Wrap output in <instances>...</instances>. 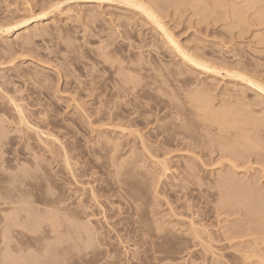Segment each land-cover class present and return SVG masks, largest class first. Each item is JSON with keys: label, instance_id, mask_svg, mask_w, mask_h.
<instances>
[{"label": "rangeland", "instance_id": "obj_1", "mask_svg": "<svg viewBox=\"0 0 264 264\" xmlns=\"http://www.w3.org/2000/svg\"><path fill=\"white\" fill-rule=\"evenodd\" d=\"M135 1L220 73L124 0H0V264H264V0Z\"/></svg>", "mask_w": 264, "mask_h": 264}, {"label": "bare ground", "instance_id": "obj_2", "mask_svg": "<svg viewBox=\"0 0 264 264\" xmlns=\"http://www.w3.org/2000/svg\"><path fill=\"white\" fill-rule=\"evenodd\" d=\"M105 1H106L107 3H109V4L111 3V0H105ZM113 1H114V0H113ZM121 1H122V0H121ZM176 1H177V0H176ZM179 1H180V2H178V3L176 2V3H177L176 5L179 4V5L182 6L183 2H184V4H185V0H184V1L179 0ZM190 1H192V0H190ZM190 1H189V2H190ZM206 1H207V0H206ZM215 1H216V0H215ZM215 1H214V2H215ZM219 1H221V0H218V3H219ZM225 1H226V0H224V1L222 0L220 3L224 2L223 4H224V6H225ZM250 1H251V0H250ZM250 1H249V2L246 1L247 3H246V5H245V4H244V5H245V7H246V6H247V7L250 6L251 9H252V8H254L253 6H254L255 3L253 4V6H251V4L253 3V1H252L251 4H250ZM256 1H257V0H256ZM102 2H103V0H102ZM124 2H125V3L127 2V4L132 5L133 7H137L136 9H138L139 11L142 10L143 12H145L144 15H146V17L149 16V17L151 18V20H152L151 23L153 22L154 26H155V24H156V27H159V28L163 31L162 33L165 34V36L163 35V36L165 37V39L168 38V40L171 42V44H172V43L174 44V46H175L176 51L178 52V54H179V53H180L179 55L182 54V57L185 58V59H187V61H188L192 66H194L196 69H198V70H200V71H203V72H206V73H212V72H213V74H216V73H214V72H216V71H217L218 73H220L218 69H217V70L215 69L216 67L214 68V67H212V65L210 66L209 63L207 64L206 61H202L203 58H202L201 61H200V59L198 58V59H199V60H198L197 57H195L194 55H192V54L188 55L189 53L187 54L186 51L184 52V50L182 49V47L176 42L177 40H174L175 38H174V39L172 38L171 32L168 33L169 31L166 30V27L163 26V24L161 23V20L158 19V15H157V16H155L156 14L154 15L155 12L153 13L151 10H148L149 8L143 6V4H139L140 1L137 3V1H135V0H124ZM181 2H182V4H180ZM189 2H188V3H189ZM200 2H201V1H200ZM232 2H233V1H232ZM254 2H255V0H254ZM260 2H262V1L260 0ZM188 3H187V0H186V4H187V5H188ZM194 3H195V2L193 1V4H194ZM212 3H213V0H212ZM218 3L215 2L214 4H218ZM220 3H219V4H220ZM233 3H234V2H233ZM240 3H241V2H240ZM256 3H258V1H257ZM206 4H207V3H206ZM209 4H211V3H209ZM223 4H221V6H222ZM237 4H238V3H237ZM247 4H249V5H247ZM176 5H175V6H176ZM179 5H178V6H179ZM189 5H190V4H189ZM204 5H205V4H204ZM204 5H203V6H204ZM227 5L229 6V4H227ZM255 5H256V4H255ZM196 6H197V4H196ZM196 6H195V7H196ZM216 6L219 7L220 5H219V6L216 5ZM221 6H220V7H221ZM224 6H223V7H224ZM228 6H225V8L228 7ZM233 6H234V5H233ZM256 6H257V5H256ZM260 6H261V5H260ZM199 7H200V6H199ZM199 7H198V9H199ZM205 7H206V6H205ZM207 7H208V5H207ZM230 7H231V6H230ZM247 7H246V8H247ZM250 7H249V8H250ZM258 7H259V6H258ZM146 8H147V9H146ZM193 8H194V7H193ZM202 8H203V7H202ZM242 8H243V7H242ZM249 8H247V9H249ZM255 8H256V7H255ZM209 9H210V8H209ZM229 9H230V8H229ZM233 9H234V8H233ZM251 9H250V10H251ZM259 9H260V7H259ZM261 9H262V8H261ZM196 10H197V9H196ZM199 10H201V9H199ZM212 10H213V9H212ZM230 10H231V9H230ZM234 10H235L236 12H238L237 9H234ZM244 10H245V9H244ZM150 11H151V12H150ZM205 11L208 12L207 9H206V10L203 11V13H204ZM239 11H240V10H239ZM242 11H243V10H242ZM261 11H262V10H261ZM263 11H264V10H263ZM143 12H142V13H143ZM201 12H202V11H201ZM244 12H245V11H244ZM197 13H198V12H197ZM232 13H233V12H232ZM234 13H235V12H234ZM259 13H260V12H259ZM200 14H201V13H200ZM204 14H205V13H204ZM204 14H203V15H204ZM237 14H239V13H237ZM147 15H148V16H147ZM207 15H208V14H207ZM240 15H241V14H240ZM243 15H244V14H243ZM254 15H255V14H254ZM236 16H237V15H236ZM261 16H262V15H261ZM241 17H242V15H241ZM258 17H259V16H258ZM237 18H238V16H237ZM256 19H257V18H256ZM27 22H28V21L22 22L21 25H20V27H26V26H27V24H26ZM238 22H239V21H238ZM261 22H262V21H261ZM263 22H264V19H263ZM239 23H241V22H239ZM159 28H158V29H159ZM160 29H159V30H160ZM166 37H167V38H166ZM262 38H263V37H262ZM170 42H167V43H170ZM171 44H170V45H171ZM23 46H26V45H23V44H22V47H23ZM20 47H21V46H20ZM22 47H21V48H22ZM102 49H103V48H102ZM106 49H107V48H106ZM104 50H105V49H104ZM102 51H103V50H102ZM108 52H109V51H108ZM103 54H104V53H103ZM194 54H195V53H194ZM191 55H192V56H191ZM105 56H106V55H105ZM104 58H105V57H104ZM200 58H201V57H200ZM106 59H107V58H106ZM108 59H110V58H108ZM113 59H114V58H113ZM205 60H206V59H205ZM207 60H208V59H207ZM110 61H111V60H110ZM114 61H115V60H114ZM119 61H120V60H119ZM119 61H118V62H119ZM116 62H117V61H116ZM118 62H117V63H118ZM122 62H123V61H122ZM125 62H126V61H125ZM123 63H124V62H123ZM124 64H125V63H124ZM111 65H112V64H111ZM119 65H120V63H119ZM137 65H138V64H137ZM121 66H122V65H121ZM218 67H219V66H218ZM220 69H222V68H220ZM111 70H112V69H111ZM118 70H121L120 72L123 71V72L125 73V76H126V79H127L128 83H129V82H132V83L136 84V82H135V80H134V79H136V78H133V77H134V76H133L134 74H132V72H135V71H133V69H130V67H129V68H121V69L119 68ZM223 70H225V69L223 68ZM126 71H128V72H126ZM120 72H119V73H120ZM130 72H131V73H130ZM140 72H141V71H140ZM131 74H132V75H131ZM213 74H212V75H213ZM237 75H239V74H237ZM237 75H234V76L237 77ZM123 77H124V74H123ZM135 77H136V76H135ZM238 77H240L241 79H244V78H245V77L242 78L241 75L238 76ZM126 79H125V82H126ZM137 80H138V78H137ZM248 80H249V78H248ZM242 81H243V80H242ZM247 82H248L249 84L251 83V85H254L253 87H255L256 89H258V88L261 89V87L263 88V86L260 85V86H261V87H260V86L258 85L259 83L257 84V82H256V81H255V82L252 81V79H250V81H247ZM132 83H131V84H132ZM129 84H130V83H129ZM134 84H133V85H134ZM137 86H138V85H137ZM137 86L135 85V87H137ZM98 88H99V87H98ZM103 89H104V88H103ZM124 89H125V88H124ZM126 90H127V89H126ZM197 92H198V91H197ZM197 92H196V95H195V94L193 95V96H195V97H193V98H195L194 100H196L198 103L192 99V100L194 101V103L196 102L195 104H198V105H196L197 108L199 107L198 109H200V110H201V108H204V109L208 108V109H210V107H208L209 105L207 104V103L209 102V100H208L209 97L207 96V97H208V99H207L208 102H207L206 99H205L206 96H205V95H202V94H200V93L197 94ZM262 92H264V91H262ZM204 96H205V97H204ZM191 97H192V96H191ZM19 98H20V97H19ZM11 99H13V100L16 101V103H15L13 100H11V101H13V102H12L13 105H14V103H15L14 106H16V105H17V100L14 99V98H11ZM137 99H138V98H137ZM193 101H192V102H193ZM201 101H203V102H201ZM137 102H138V103H137V106L140 107L141 109H143V108L145 107L144 104L142 105V103H141L140 101L137 100ZM12 103H11V104H12ZM18 105H19V104H18ZM193 106H194V105H193ZM196 106H195V107H196ZM16 107H17V110H16L17 112H19V113H22V112H23V110L20 109L21 106H16ZM16 107H15V108H16ZM195 107H194V108H195ZM223 107H224V106H223ZM228 107H229V106H228ZM230 107H231V106H230ZM138 109H139V108H138ZM198 109H197V110H198ZM223 109H224V111L222 110L223 114H222L221 112H219V111H221V110L218 111V114L220 113V114L222 115V116L220 115L222 118H225V119H226V118H229V117L231 116V118L234 119V122H235V121L237 122V119H236V118H238V115H239V114L237 113V115H236L237 117H236L235 115H233V114H235L234 112L231 114V111H234L235 109H234V110H233V109L230 110L231 108H230V109L228 108V109H229V112H227V108H223ZM21 110H22V111H21ZM110 110H111V108H110ZM110 110H109V111H110ZM145 110H146V109H143L142 112H144ZM202 110H203V109H202ZM202 110H201V111H202ZM212 110H214V109H212ZM225 110H226V113H225ZM113 111H114V110H113ZM113 111H112V112H113ZM198 111H199V110H198ZM201 111H199V112H201ZM203 111H205V110H203ZM206 111H207V110H206ZM214 111H215V110H214ZM216 111H217V110H216ZM238 111H239V110H238ZM17 112H16V113H17ZM212 112H213V111H212ZM235 112H236V111H235ZM239 112H240V111H239ZM109 113H110V112H109ZM109 113H108V114H109ZM213 113H214V112H213ZM228 113H230V114H228ZM110 114H111V116H110V121H111V122H110L109 124H105V123H104L106 126L109 127V129L111 128V127H110V126L112 125L111 123H112L114 120L117 121V119H119V121H120V123H121V122H123V119L126 118V116L123 115V111L120 110V109H119V110H116L115 112L110 113ZM199 114H200V113H199ZM225 114H226V115L228 114L229 116H228V117H225V116H226ZM18 115H21L20 117H23L22 114H18ZM24 115H25V114H24ZM196 115H197V114H196ZM214 115L217 116L216 113H215ZM240 115H241V114H240ZM218 116H219V115H218ZM220 116H219V118H220ZM233 116H235V118H234ZM198 117H199V115H198ZM200 117H201V118H204V117H202V116H200ZM214 117H215V116H214ZM239 117H240V116H239ZM215 118H216V117H215ZM215 118H214V120L217 119V118H216V119H215ZM231 118H230V119H231ZM246 118H247V117H246ZM251 118H252V117H250V119H251ZM126 119H128V118H126ZM20 120H21V121H22V120L25 121L24 117H23V119L20 118ZM99 120H100V119H99ZM108 120H109V119H108ZM130 120H131V119H129L128 121H130ZM218 120H219V119H218ZM220 120H221V118H220ZM220 120H219V123H220ZM239 120H240V119H239ZM256 120H257V119H256ZM256 120H255V121H256ZM100 121H101V120H100ZM102 121H103V120H102ZM128 121H127V122H128ZM221 121L223 122V121H225V120H221ZM228 121H229V120H228ZM231 121H232V120H231ZM240 121H241V120H240ZM240 121H239V122H240ZM253 121H254V120H253ZM25 122H27V121H25ZM25 122H24V123H25ZM124 122H125V120H124ZM127 122H126V123H127ZM226 122H227V121H226ZM239 122H238V123H239ZM248 122H249V121H248ZM120 123H118V124L120 125ZM128 123H132L133 125H135V124H137L138 122L135 121V120H132V122H128ZM224 123H225V122H224ZM249 123H250V122H249ZM259 123H262V124H263L264 122L261 121V122H259ZM26 124H27V123H26ZM113 124H114V123H113ZM138 124H139V123H138ZM220 124H223V123H220ZM231 124H232V127H233V126H235V127H236V126H237V127L240 126V125L238 126V125H235V124L233 125V122H232ZM240 124H241V123H240ZM29 125H30V124H29ZM119 125H118V127H116V128H119V129H120ZM121 125H124V127H121V129H124V132H126V131H125V129H126V128H125V123H121ZM224 125H225V124H224ZM229 125H230V123H229ZM254 125H257V124H254ZM128 126H129V125H128ZM128 126H127V127H128ZM136 126H137V125H136ZM225 126H226V125H225ZM27 127H28V126H27ZM103 127H104V125H103ZM108 127H106V128H108ZM230 127H231V126H230ZM230 127H228V128H230ZM240 127H241V126H240ZM32 128H34V127H32ZM113 128H114V127H113ZM113 128H112V129H113ZM116 128H115V129H116ZM29 129H30V128H29ZM112 129H111V130H112ZM31 130H33V129H31ZM222 130H224V129H222ZM222 130H221V131H222ZM41 132H43V131H41ZM122 132H123V131H122ZM132 132H133V131H132ZM132 132H129V134H132V135H133V134H136V133H137L136 135H140V133H141V132L139 133L138 131L135 132V133H132ZM224 132H225V130H224ZM138 133H139V134H138ZM39 134H40V133H39ZM126 134H127V133H126ZM126 134H125V135H126ZM224 134H225V133H224ZM41 135H42V134H41ZM141 135H142V134H141ZM141 135H140V136H141ZM171 136H172V135H171ZM243 136H244V135H243ZM49 137H50V136H49ZM49 137H47V138H49ZM143 137H144V136H143ZM245 137H246V136H245ZM140 138H141V137H140ZM243 138H244V137H243ZM166 139H167V138H166ZM169 139H170V138H169ZM249 139H250V138H249ZM244 140H248V139H247V138H244V139L242 140V142H243ZM251 140H252V139H251ZM251 140H248V144H249V142H250ZM140 142H142V140H141ZM244 142H245V141H244ZM244 142H243V143H244ZM246 143H247V142H246ZM250 143H252V142H250ZM248 144H247V145H248ZM126 145H129V144H125V147H126ZM130 145H133L132 142L130 143ZM243 145H245V143H244ZM249 145H250V144H249ZM142 146H144V145H142ZM229 146H230V145H229ZM123 147H124V146H123ZM131 147H132V146H131ZM234 147H235V146H234ZM114 148H115V147H114ZM116 148H117V147H116ZM144 149H145V148H144ZM133 150H134V149H133ZM130 151H131V149H130ZM132 152H133V151H132ZM235 159H236V158H234V160H235ZM234 160H233L232 164L235 163ZM165 161H166V160H165ZM165 161L163 162V160H162L161 165H162V163H164L163 165H165ZM236 161H237V160H236ZM166 164H167V163H166ZM235 166H236V165H235ZM161 167H162V166H161ZM166 167H167V168H165V166H164V168H165V169H164L165 172H167L166 170H170V169L168 168L169 165H167ZM0 189L2 190V188H0ZM1 190H0V191H1ZM93 193H95V191H94ZM96 194H97V193H96ZM96 194H95V195H96ZM92 196H94V195H92ZM22 201H23V200H22ZM54 201H55V200H54ZM227 201H228V200H227ZM55 202H56V201H55ZM229 202H230V201H229ZM21 203H22V202H21ZM25 203H27V202H25ZM52 203L54 204V202H52ZM52 203H51V205H52ZM46 204H48V201H47ZM49 204H50V203H49ZM49 204H48V205H49ZM227 204H228V203H227ZM230 205H231V204H230ZM29 206H30V205H29V203H28V206H25V207H29ZM30 207H31V208H30ZM30 207H29V208H30L31 210H30V209L28 210V211H29L28 214L30 213V211H32V210L34 211V210L36 209V208L33 209V206H32V205H31ZM25 209H26V211H27V208H25ZM25 209H24V211H25ZM36 210H37V209H36ZM36 210H35V212H36ZM26 211H25V212H26ZM33 213H34V212H33ZM33 213L31 212V214L29 215L30 218H32L31 215H32ZM38 213H39V212H38V210H37V214H38ZM28 214H27V212H26V215H27V216H28ZM33 217H34V215H33ZM54 217H55V216H54ZM6 218H9V221L12 220V219L10 218V216H8V217L6 216ZM262 218H263V217H262ZM10 219H11V220H10ZM13 219H14V218H13ZM26 219H27V218H26ZM28 219H29V217H28ZM3 220H4V221H3L4 224L9 222V221L6 222V221H7L6 219H3ZM16 220H18V219H16ZM29 220H30V219H29ZM29 220H28V222H29ZM53 220H54V219H53ZM13 221H14V222H13ZM262 221H264V220H262ZM15 222H16L15 220H12V221H11V223H12L13 225H11V228H10V229H12V227H14V225L17 226L18 223H20V222H22V221H19V222L17 221V222H18V223L16 222L17 225H16ZM30 222H32V221L30 220ZM30 222H29V223H30ZM54 222H55V220H54ZM251 222H253V221H251ZM251 222H250V223H251ZM11 223L9 222L8 225L11 224ZM22 223H23V222H22ZM22 223H20V224H21V225L26 224V223H24V224H22ZM29 223L26 224V225H27V226H28V225H32V223H30V224H29ZM251 224H252V223H251ZM1 225H2V224H1ZM8 225H6V226H8ZM21 225H20V226H21ZM56 225H57V224H56ZM253 225H254V224H253ZM255 225H256V224H255ZM9 226H10V225H9ZM27 226H26V228H28ZM21 227H22V226H21ZM1 228H3V230H4L5 228L8 229V227H4V225H3ZM10 229H8V230H10ZM29 229H30V233L33 232V231H31V226H30ZM29 229H28V230H29ZM93 229H94V228H93ZM93 229H92V230H93ZM3 230L1 229V232H2ZM88 230H89V229H88ZM88 230H86V228H85V231H86L85 234H86L87 236H90L89 233H87V232H89ZM94 230H95V229H94ZM96 230H97V229H96ZM96 230H95V231H96ZM195 230H196V229H194V231H195ZM5 232H7V231H5ZM5 232L3 231V235H4V237H3V236H2L3 238L1 237L2 240H3V243L6 241V236H5V235H6L7 233L5 234ZM96 232H97V231H96ZM96 232H95V234H96ZM195 232H197V231H195ZM34 233H35V232H34ZM92 233L94 234L93 231H92ZM92 233H91V234H92ZM9 234H10V233H9ZM196 234H197V233H196ZM7 242H8V241H7ZM50 247H52V246H50ZM57 259H58V258H57ZM57 259H56V260H57ZM2 260H3V259H2ZM20 261H21V260H20ZM57 261H58V260H57Z\"/></svg>", "mask_w": 264, "mask_h": 264}, {"label": "snow or ice", "instance_id": "obj_3", "mask_svg": "<svg viewBox=\"0 0 264 264\" xmlns=\"http://www.w3.org/2000/svg\"><path fill=\"white\" fill-rule=\"evenodd\" d=\"M261 91H264V88H261Z\"/></svg>", "mask_w": 264, "mask_h": 264}]
</instances>
